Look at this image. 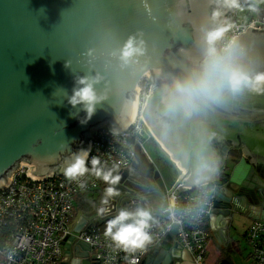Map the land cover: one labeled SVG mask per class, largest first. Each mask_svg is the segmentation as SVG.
<instances>
[{"label": "water", "instance_id": "water-1", "mask_svg": "<svg viewBox=\"0 0 264 264\" xmlns=\"http://www.w3.org/2000/svg\"><path fill=\"white\" fill-rule=\"evenodd\" d=\"M209 10L208 0H0V189L8 185L10 176L21 165L28 168L27 175L34 180L62 175L65 159L78 149L88 150L94 131L107 126L116 134L131 121L132 116L126 112L128 100L146 77L140 74L134 86L121 89L115 71L106 67L102 57L98 55L89 62V50L99 53L106 45L120 47L129 35L143 33L150 68L167 72L183 62L186 51L193 48V23ZM250 33L254 30L248 28L239 39L264 63V29ZM97 72L105 77L99 87L107 88L108 96L92 118L81 124L85 114L74 115L78 109L67 104L66 91L71 94L74 76ZM211 127L216 133L211 147L223 161L221 174L229 168V151L243 140L251 141L253 151L259 154L256 163L264 166V95L241 97L232 110L215 114ZM151 134L166 151L158 137ZM61 144L67 146L60 149ZM243 156L249 157L244 151ZM138 160L147 161L136 149ZM256 163L251 161L253 166ZM241 169V162L234 163L228 181L218 185L210 223L217 225L226 218L232 229L234 216L240 215L264 221V191L254 183L249 189L237 182ZM177 175L174 177L171 168L155 169L151 164L149 173L141 172L139 182L151 186L135 190L132 179L123 187L144 197L145 202L158 201L151 210L154 217H159L165 207V189L173 186ZM121 177L119 185L126 173ZM179 177L183 186L190 187L184 173ZM256 180L262 182L263 177ZM119 191L117 199H122L124 194ZM100 199L78 230L94 218L102 219L96 212ZM132 199L119 200L120 207ZM113 204L115 212L118 203L114 200ZM77 215L80 220L84 214ZM93 223L97 225V221ZM78 230L72 229L71 233ZM175 234L173 230L171 235ZM73 235L67 240L75 250L88 253L87 245ZM165 240L171 241L170 236ZM74 262L91 264L87 255L75 257Z\"/></svg>", "mask_w": 264, "mask_h": 264}, {"label": "clouds", "instance_id": "clouds-1", "mask_svg": "<svg viewBox=\"0 0 264 264\" xmlns=\"http://www.w3.org/2000/svg\"><path fill=\"white\" fill-rule=\"evenodd\" d=\"M208 6L209 12L193 23V48L170 71L150 68L147 44L139 32L129 35L120 47L106 45L99 53L91 49L87 54L89 62L98 55L103 58L106 67L115 71L121 89L134 86L140 74L149 80V88L138 101L132 92L126 112L147 123L174 165L184 173L185 182L197 191L186 206H181L175 196L166 199L161 214H167L169 228L179 224L185 212L202 211L205 203L209 209L213 207L207 190L220 180L223 161L211 147L216 137L212 118L221 110H232L241 97L264 95V63L237 36L239 26L235 19L244 12L260 14L264 0H208ZM73 80L71 94L66 91L65 100L78 109L74 115L85 114L80 119L84 124L107 99L108 89H100L105 77L99 72L74 76ZM66 146L61 144L60 149ZM62 172L81 189L87 186L86 176L106 185L96 209L100 218L112 214L105 222L103 235L110 240V247L126 254L129 264H140L137 253L146 252L153 243L151 229L158 221L150 206L138 204L114 212L113 201L120 195L117 185L122 179L118 165L108 167L99 156L78 149L65 159ZM28 239L24 236L5 242L6 251H0V256L14 264Z\"/></svg>", "mask_w": 264, "mask_h": 264}, {"label": "built area", "instance_id": "built-area-1", "mask_svg": "<svg viewBox=\"0 0 264 264\" xmlns=\"http://www.w3.org/2000/svg\"><path fill=\"white\" fill-rule=\"evenodd\" d=\"M236 22L239 26L237 36L245 34L248 28L254 33L264 29V9L260 14H238ZM148 78L144 79L136 93L139 100L149 88ZM154 141L146 122L133 118L119 133L113 134L109 128L102 127L93 132L89 138L91 155H97L107 166L118 165L119 174L122 176L133 163L136 162V149L150 161L144 145ZM155 142V141H154ZM28 168L19 166L10 176L8 185L0 189V229L7 230L8 236L0 245V251H6L5 242H10L17 237L27 236L29 239L15 258L14 264H62V244L67 241L75 223V200L81 195L96 192L104 183L91 176L84 177L87 186L81 189L76 182L68 181L64 175L55 174L44 180H34L27 175ZM175 179L172 187L166 191V199L175 196L181 206L189 205L197 194L196 189L183 186ZM218 185L209 186L208 199L213 200V207L209 209L207 203L203 210L196 209L185 212L180 217L179 224L168 225L167 214L156 217L158 223L151 229L154 240L144 253H137L139 262L146 254L160 247L170 236L182 250L186 252L192 264H209V229L208 220L216 202ZM132 199V198H131ZM141 205L138 198H133L123 207L134 208ZM166 207V204H165ZM110 214L97 221V225L87 222L73 236L86 244L88 258L91 264H129L126 254L110 247V240L103 235L105 222L111 218ZM100 222V223H99ZM100 224V225H99ZM175 235H171L172 231ZM244 240L249 244L251 252L249 258L253 264H264V222L253 220L246 227ZM0 264H13L0 256Z\"/></svg>", "mask_w": 264, "mask_h": 264}, {"label": "flooded vegetation", "instance_id": "flooded-vegetation-1", "mask_svg": "<svg viewBox=\"0 0 264 264\" xmlns=\"http://www.w3.org/2000/svg\"><path fill=\"white\" fill-rule=\"evenodd\" d=\"M250 34H254V33H250ZM223 150L225 149L223 148ZM243 151L249 156L248 157L249 161L243 155H241L243 154ZM237 154H240V156L235 157ZM258 155H256V153L253 151V146L251 145V141L243 140L241 141L238 148H234L231 151H229V154L226 159V164L228 166H232L234 163L238 164L239 162H241L242 169L241 171H239V175L236 177L237 178L236 181L245 185L249 189H251L254 183L255 184L254 187L259 186L258 189L264 191V166L260 162H258V164L256 163L255 159ZM251 161L255 162L256 166H253L251 164ZM151 164H153V161L151 160L150 161L140 160V162L138 160V162L133 163L131 167L125 172L127 175L126 179H128V181L126 182L125 179L120 185H117V187L121 190V194H124V197L121 199V202L127 200L128 197H130V199L133 197V198H138L141 201L142 205L144 204L145 206H150L151 208H156L158 206V201L148 200V202H145L146 199H144V197L142 196L137 197V195L139 194L130 192L123 187V184H128L129 182H133V181L136 183L135 185H132V188L135 190H142L145 187L151 186V184L149 185L146 183L144 185H141L139 183L140 181H142L141 172L149 173V170L151 169ZM153 165L155 166V169H160V168H156L155 164ZM255 176L260 178L263 177V181L262 182L257 181ZM165 190H167V188ZM118 208H120L119 203L116 205L115 209ZM240 216H245V215H240ZM94 219L91 220V223H93L94 221H99L98 218H96L95 220ZM230 226L231 225H228L226 218H223V220L221 219V221L217 224V233H218L217 237L222 243H219L217 241L215 233L211 231V229H210L211 232L209 231V247L216 250V252L218 251V255L220 252H224L225 254H227V250H230L227 249L231 241ZM140 264H192V262L191 260H187V256L185 252L182 250L180 245L177 244L175 240H171V241L167 240L160 247H157L156 249L149 251L146 254V256L142 259Z\"/></svg>", "mask_w": 264, "mask_h": 264}, {"label": "crops", "instance_id": "crops-1", "mask_svg": "<svg viewBox=\"0 0 264 264\" xmlns=\"http://www.w3.org/2000/svg\"><path fill=\"white\" fill-rule=\"evenodd\" d=\"M264 7V6H262ZM156 143V142H155ZM158 145V147L160 148V150L164 153L165 155V160H166V163L162 164V165H158L156 166V168H162V167H169L171 169H175L178 173V175H180V173H183L182 171H180L179 169H177V167L174 165V162L171 160V157L168 155V153L162 148V146L157 142L156 143ZM243 155V154H241ZM245 157V156H244ZM246 158V157H245ZM247 159V158H246ZM248 160V159H247ZM249 161V160H248ZM154 164V163H153ZM231 167V166H230ZM230 167L228 168V171L230 172ZM101 197L103 196V191L101 192ZM114 200L117 201V203H119V200L121 201V199H117V197L114 198ZM78 214V213H77ZM76 214V221L73 225V228L74 230H78L79 229V225L81 223H83V219L85 217L88 216V214H84L83 215V218H80L77 219V215ZM253 220L249 219L248 217L246 216H234V221L232 223V226L233 228L231 229V232H230V236H231V241L227 247V249H233V244L235 241H233V236L239 234L238 232H241L243 230V234L241 235L244 239V230L246 229V227L250 224V222H252ZM208 229L210 231V229L215 233V236L217 238V241L219 243H222L218 237H217V234H216V231H217V225H214V223H210L209 220H208ZM211 232V231H210ZM62 251H63V260H62V264H75V257L79 256V257H82V256H88V253H84L83 251L82 252H78L75 250V248L73 247L72 243L69 242V240L65 241L63 244H62ZM217 254H218V251H217ZM247 259H248V254H247ZM209 262V260H208ZM210 264V263H209ZM213 264V263H211Z\"/></svg>", "mask_w": 264, "mask_h": 264}, {"label": "rangeland", "instance_id": "rangeland-1", "mask_svg": "<svg viewBox=\"0 0 264 264\" xmlns=\"http://www.w3.org/2000/svg\"><path fill=\"white\" fill-rule=\"evenodd\" d=\"M263 9H264V7H263ZM240 14L249 15L248 12H244V13H240ZM144 149H145L146 153L148 154V157L150 158V160L153 161V163L156 166L166 163L164 153L160 150V148L158 147V145L154 141L146 143L144 145ZM173 170H174V177H176L178 172L175 169H173ZM244 232H245V230H244ZM238 233L239 234H237L236 236L235 235L233 236V241H235L233 244V249L227 250V254L231 257L233 264H253L252 259L249 258V256L247 259V254H249L251 252V249H250L249 244L246 243L243 238H241L242 237L241 235L243 234V230L241 232H238ZM217 256H218V254H217L216 250L209 247L208 260H209L210 264L215 262Z\"/></svg>", "mask_w": 264, "mask_h": 264}, {"label": "trees", "instance_id": "trees-1", "mask_svg": "<svg viewBox=\"0 0 264 264\" xmlns=\"http://www.w3.org/2000/svg\"><path fill=\"white\" fill-rule=\"evenodd\" d=\"M263 8V7H262ZM240 154H237L235 157H239ZM230 167V166H229ZM229 176L228 169H225L221 174L220 180L216 181V185L223 184L227 181ZM106 185L104 184L103 187L99 188L96 192L88 194V195H81L76 197L75 200V215L80 212L83 214L91 213L96 205L98 204L99 199L101 198V192L104 190ZM141 206H145L144 204ZM8 236L7 230L0 229V245L6 240ZM249 256V254H248ZM213 264H233L231 257L224 252H220L218 257L216 258Z\"/></svg>", "mask_w": 264, "mask_h": 264}, {"label": "bare ground", "instance_id": "bare-ground-1", "mask_svg": "<svg viewBox=\"0 0 264 264\" xmlns=\"http://www.w3.org/2000/svg\"><path fill=\"white\" fill-rule=\"evenodd\" d=\"M142 83V82H141ZM141 83H140V85H141ZM140 85H139V88H140ZM139 90V89H138Z\"/></svg>", "mask_w": 264, "mask_h": 264}]
</instances>
